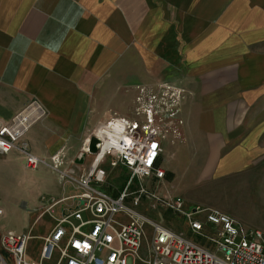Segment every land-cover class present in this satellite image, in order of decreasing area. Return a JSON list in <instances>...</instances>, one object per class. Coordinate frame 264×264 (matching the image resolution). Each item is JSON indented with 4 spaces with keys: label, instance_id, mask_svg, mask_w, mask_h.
I'll return each instance as SVG.
<instances>
[{
    "label": "crops",
    "instance_id": "1",
    "mask_svg": "<svg viewBox=\"0 0 264 264\" xmlns=\"http://www.w3.org/2000/svg\"><path fill=\"white\" fill-rule=\"evenodd\" d=\"M166 81L186 96L181 139L164 146L163 164L184 170L190 155L207 156L241 185L247 172L245 205L256 221L205 208L264 234V0H0V122L37 99L47 117L25 141L46 164L58 156L60 170L79 177L90 158L78 156L96 125L111 112L132 118L135 88ZM40 175L44 194L35 188ZM165 186L160 192L196 205ZM3 188L28 193L27 228L0 231L27 235L26 246L35 239L38 257L26 247V258L39 264L56 224L46 210L77 190L47 165L27 172L15 151L0 155ZM33 201L42 207L32 211Z\"/></svg>",
    "mask_w": 264,
    "mask_h": 264
},
{
    "label": "built area",
    "instance_id": "2",
    "mask_svg": "<svg viewBox=\"0 0 264 264\" xmlns=\"http://www.w3.org/2000/svg\"><path fill=\"white\" fill-rule=\"evenodd\" d=\"M135 91L132 118L111 112L86 139L78 159L89 156L90 162L79 177L73 170L61 171L58 156L50 158L49 167L60 182L77 192L46 210L56 224L43 239L39 264H136L144 242L147 264H264L262 232L248 230L217 210L190 211L180 197L159 193L166 176L164 146L181 139L186 92L173 81L137 86ZM46 117L44 106L33 98L8 122H0V155L17 152L30 171L47 165L25 141L29 130ZM113 170L127 175L124 187L115 191L108 180ZM134 183L137 188L129 191ZM55 206L56 216L50 212ZM142 206L157 215L180 217L185 232L148 217ZM28 239L0 231V264H7L3 254L14 264H31L26 258Z\"/></svg>",
    "mask_w": 264,
    "mask_h": 264
},
{
    "label": "rangeland",
    "instance_id": "3",
    "mask_svg": "<svg viewBox=\"0 0 264 264\" xmlns=\"http://www.w3.org/2000/svg\"><path fill=\"white\" fill-rule=\"evenodd\" d=\"M160 84V83H159ZM158 85V84H157ZM155 85V86H157ZM150 86V87H155ZM172 146H175L172 145ZM88 158H90L88 156ZM201 158V159H200ZM208 158L207 156H195L190 155V159L193 160L192 163L187 164L189 168L183 170L182 169H176L172 171H168L166 166L163 164L162 167L166 171L165 179L163 180V183L166 185L164 189L172 191L175 194L181 193L184 197L190 198L189 200L196 201V205L188 202L187 200L183 199L186 207H190V211L194 209V207H199L201 209H206L205 206L214 207L216 209H222V211H226L230 216H232L231 213H234L235 216H241L242 218L254 222L257 220L255 218L253 212L251 210L246 209L245 202L248 204V201L250 198H252V195L249 194L247 191L248 186H242L248 181V176L246 175L247 172H244L243 174L246 176L240 180L244 181L242 185L238 183L239 179L235 177L234 174H230V172H220L217 169H213V163L210 161L205 163L204 159ZM87 159V158H85ZM89 161V160H88ZM47 164V166H49ZM24 168V167H23ZM50 168V167H49ZM51 169V168H50ZM27 172L33 173L34 171H30L24 168ZM52 170V169H51ZM57 177V172L53 171ZM168 174V175H167ZM169 176V177H167ZM264 176V172H262V177ZM45 176L37 177V182L35 184V188L40 193L44 194L47 192V187L44 184V178ZM127 175L124 171L120 170H113L110 172L108 176L109 182L113 185V190L116 189H122L124 187V181L126 179ZM257 176L255 175V178ZM47 178V177H46ZM174 179L172 184H167L170 180ZM166 182V183H165ZM174 184V189H173ZM159 186V193L160 187ZM106 187V186H105ZM171 187V188H170ZM111 188V186L109 187ZM137 188V183H134L129 191H133ZM246 189V190H244ZM17 188H11V189H2L0 192V227H2L5 230H13V231H19L21 229L27 228V219L24 216V210L23 208H27L26 203H21L26 199L27 195L24 191L17 192ZM253 190V189H252ZM164 194V193H162ZM172 194V193H171ZM178 194V195H179ZM182 198V197H181ZM32 203V211L36 210L37 207H42L41 203L37 201V203ZM140 210L144 211L145 214L152 218L157 220L158 222L161 221L165 222V225H169V227L177 230V231H184L185 229L182 228V220L178 216H169L167 213H161L155 214L147 207H140ZM36 216H40L39 211L35 212ZM238 214V215H237ZM238 216V217H239ZM159 217V218H158ZM237 217V218H238ZM167 223V224H166ZM167 225V226H168ZM146 233L149 232V229H146ZM27 253L28 256L32 257L33 259H36L39 254V246L37 244V241L35 239H32L27 244ZM4 259L6 260L7 264H14L11 261V258L7 256L6 254H3ZM149 259V251L147 243H143L142 249L139 251L138 258L136 259V264H147V260ZM44 264H53L51 263H44Z\"/></svg>",
    "mask_w": 264,
    "mask_h": 264
},
{
    "label": "water",
    "instance_id": "4",
    "mask_svg": "<svg viewBox=\"0 0 264 264\" xmlns=\"http://www.w3.org/2000/svg\"><path fill=\"white\" fill-rule=\"evenodd\" d=\"M94 143H95V140L92 139L91 142H90V150L91 151H93V145H94ZM80 203H82V202H80Z\"/></svg>",
    "mask_w": 264,
    "mask_h": 264
},
{
    "label": "trees",
    "instance_id": "5",
    "mask_svg": "<svg viewBox=\"0 0 264 264\" xmlns=\"http://www.w3.org/2000/svg\"><path fill=\"white\" fill-rule=\"evenodd\" d=\"M168 175V174H167ZM167 177H169V176H167Z\"/></svg>",
    "mask_w": 264,
    "mask_h": 264
},
{
    "label": "snow or ice",
    "instance_id": "6",
    "mask_svg": "<svg viewBox=\"0 0 264 264\" xmlns=\"http://www.w3.org/2000/svg\"><path fill=\"white\" fill-rule=\"evenodd\" d=\"M153 147H155V146H153Z\"/></svg>",
    "mask_w": 264,
    "mask_h": 264
}]
</instances>
